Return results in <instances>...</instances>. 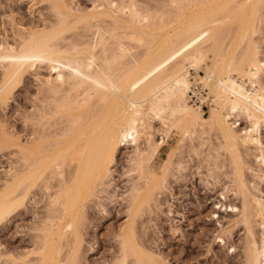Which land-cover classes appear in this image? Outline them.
<instances>
[{"label": "bare ground", "instance_id": "6f19581e", "mask_svg": "<svg viewBox=\"0 0 264 264\" xmlns=\"http://www.w3.org/2000/svg\"><path fill=\"white\" fill-rule=\"evenodd\" d=\"M40 1H50L58 19L49 25L46 23L48 26L41 29H35L34 25L18 27L13 12L17 3L3 5L13 12L11 16L4 10L12 18V40L15 41H8V35L4 34V37L0 32L1 39L3 37L0 40V103H6L15 84L27 73H32L40 80L42 93L48 96L51 104L48 111L41 110V119L45 120L42 121L47 124L49 118L64 115L70 119V124L68 122L67 128L61 132H50V126L46 130V124L42 123V130L35 129L36 132L26 141L7 134L0 138L1 145L17 147L19 157L18 166L8 173L9 177L0 187V223L14 212L24 210L26 201L36 194L33 192L35 188L43 184V188L50 191L55 188L50 180L57 176L62 178L60 187L58 185L59 188L48 195V206L51 207L48 208L53 213L40 220L38 230L42 233L36 236L38 245L36 243L37 248L33 251L36 258L30 262L23 261V258L22 261L25 264L77 263L87 204L97 197L99 191L105 192L112 186L118 153L121 147L132 146L135 151L128 160L135 164L133 170L139 173L125 197L127 220L117 232L121 253L119 264H166L160 250L156 251L158 247L151 245L156 239H150L151 242L148 239L149 244L145 245L141 241L144 237L139 238L143 236L140 231L138 233L139 219L142 220L148 211H155L153 208L158 205V198L167 189L168 177L173 175L176 182L186 178L188 166L182 161H177V166L173 164L179 147L170 152L164 162L154 165L165 142L164 137L160 141L153 140L156 136L153 137L152 119L159 118L164 134L177 130L180 135L178 146L187 138L192 139L200 127L204 128V133L208 132V127L216 131L221 145L218 147L226 152L231 169L226 173L231 178V190L233 195L240 197L242 206L227 204L228 187L226 191L222 190L215 202L218 210L212 217L221 232L215 242L226 246L228 240L223 234L232 235L231 229L242 222L246 229L244 264H264V188L261 187L264 182V56L260 48L261 35H264V0H174L177 15L169 22L172 29L162 20L149 23L151 16L142 13L135 2L123 10L119 4V8L116 6L118 0H98L100 4L95 5L96 11L83 16L79 8L74 10L70 6L69 0ZM114 5L116 10L110 13ZM116 11L129 16L122 19L123 22L126 19L135 21V27L129 26L132 28L127 33L133 41L143 44L150 38L148 43L152 45V38L156 41L155 37H159L153 48L149 45L144 56L137 57L120 73L115 69L117 61L131 50L120 43V53L111 54L105 27L98 23L100 16L113 18L115 22L114 18L118 16L112 13ZM71 17L73 19L68 22ZM86 20L97 27V38L93 35V42L80 43L83 45L80 47L71 44V48L58 42L69 37L64 35L73 32L75 27L78 29ZM117 20L121 21V18ZM126 24L121 25L128 27ZM157 31L165 33L157 34ZM202 64H205V76L198 73ZM44 66L49 73L38 78ZM192 69L197 71L195 75ZM192 78L196 84L202 85V90L207 88L213 96L209 118L203 116L201 105L189 102L191 91L196 95L201 91L193 88ZM202 95L198 98L203 101L205 95ZM232 116L245 118L248 127L241 128L242 124L233 122ZM142 138L146 147L142 146ZM242 147H254L259 152L256 153V170L248 166L257 178L254 183L246 177L247 162L242 154L247 151L242 152ZM110 197L111 201L115 199V191ZM224 211L237 212L240 218L225 226L219 213ZM176 213L170 208L166 215L171 220ZM66 246L70 250L64 256ZM229 248L232 253L237 251L235 244ZM2 256H5V264L20 259L10 251H5Z\"/></svg>", "mask_w": 264, "mask_h": 264}, {"label": "rangeland", "instance_id": "374dc122", "mask_svg": "<svg viewBox=\"0 0 264 264\" xmlns=\"http://www.w3.org/2000/svg\"><path fill=\"white\" fill-rule=\"evenodd\" d=\"M7 2L17 3L13 12H15L14 19H17V22L19 23H16L18 27H31V25L33 27L34 25L35 29H41L48 26L50 22L53 23L54 21H58L56 12L55 10H53L52 3L50 1L42 2L40 0H0V32L3 33V36L4 34H6V36L8 35V37H4H6L10 42L15 40H12L14 36V31L13 29H11L12 18H10L9 14H6V12H8L11 16H13L11 14L12 11H9V8L6 9ZM133 2H135L136 5L138 4L137 6H139V10L141 12L143 11L142 13H149L152 18H150L151 21L149 23L163 21V24L168 25L169 28L172 25H170V21H173L176 18L177 5H175L176 3H174V0H118L116 2V6L118 7L120 5L119 7H121V9H123V7H126L125 9H127V7H129ZM68 3H72V5L70 4V6L74 10H77L79 8L83 13V16H88L89 13L91 15L96 11L94 10V8L100 4V1L69 0ZM3 5L6 7L4 8ZM116 6H112V10H110L111 8H109L110 13L116 10ZM122 12L123 11H116L115 13H112L113 16H118V18H114L115 22L113 21V18L111 19L109 17H106L105 19V17L102 18L101 16L99 17L98 21L99 25L103 26L102 28L105 27V38L109 39L107 40V47L108 49H110L109 51L111 54L116 53L115 55H117V52L118 54L120 53V43H122L124 46L126 45L125 47L131 50L129 54L125 55L117 61V64L115 66V69H118V71H116L117 73H120V71L123 70V67L131 65V63L134 62L137 57L139 58L144 56L146 51L149 50L148 48L150 43L148 42H150L151 40L149 38L148 42L146 40L145 43L139 44L130 39L127 33H130L131 28L135 27V21L131 22V19H129L131 22L130 23L129 20L126 19L123 22L122 19H125V17L128 18L129 16L127 17V15ZM120 18L122 22L120 20H117ZM72 19L73 17L69 18L68 22H71L70 20ZM86 21L83 22L84 24H81L82 27L81 25H79L80 27H78V29L77 27H75L73 29V32L69 31L68 33H66V35H64V37H69H66V39H60L58 42L62 46L65 45V47L67 48H71L72 45L80 47L85 45L86 43H89V41L93 42L97 38V27H93L91 25V22ZM126 22L129 23L126 24ZM85 23H87V25ZM119 23H124L126 24V26L128 25V27H125ZM129 26L132 27L130 28ZM172 26L170 29H172ZM126 30L129 31L127 32ZM156 33L163 34L165 33V31H157ZM153 38L151 43L153 42L155 44L157 42V38L159 37H155L156 41ZM0 40H3V37L2 39L0 37ZM80 43L83 45H81ZM153 43L152 45H150V48L154 47ZM260 48L264 56V35H261ZM99 49H101V47H99ZM97 51L100 53V50L97 49ZM48 71L49 70L45 66L42 67L39 71L40 76L38 75V78L47 76V74L49 73ZM191 71L194 73V75L197 72L195 69H192ZM198 73L200 76H205V64L201 65ZM36 77L37 76H35V74L33 75L32 73H27L19 83L15 84L12 94L9 95V99H7V102H4L3 104L0 103V138L2 135L7 134V136L9 137L10 135L12 138L20 137L21 140L23 139V141H26L33 132H36L35 129L38 128L37 130L40 131L44 127L43 125V127L41 128L42 123H45L43 122L45 120L41 119V116L43 115L42 111H48L51 104L48 102V96L45 93V95L42 93L44 90L42 89L40 80ZM193 78L192 80L194 82ZM193 88L195 90L201 89L202 85H198L196 84V82H194ZM62 93H65V91ZM202 94H204L205 96ZM201 95L205 97L203 101L198 98ZM45 96H47V98ZM211 96L212 94H209V90L207 88H203V90L201 89L200 93L197 95L193 91H191L189 93V102L190 104H195L196 106L201 105L203 116L209 118L211 113L210 107H212L213 105V96ZM51 99L50 102L52 101ZM51 108H53V106ZM63 116L64 115H57L49 118L48 123H45L47 127L45 125L44 128L47 130L48 126H50V130L48 129V131L50 132H52L53 130L54 132H61V130L66 129L68 126V122L70 124V119H67V116ZM231 118L233 122L241 123V128H246L249 125V122L246 121V119L242 116H232ZM152 124L155 127L153 137L156 136L153 140L160 141L162 140V137L165 138L164 145L161 149L162 155L160 153V155L156 157L154 165H156L158 162H164L166 158L168 159V154L170 152H173L174 149L177 150L179 147V149L175 151L176 155L174 154L175 157H173V164L174 166H177V161H182L188 166V171L187 177L178 180V182H176V178L172 177L173 175H170L171 177H168L167 189L158 198V205L154 206L153 208V210L155 211H148L143 215L142 220L139 219L141 224H139L138 233L140 231V235H143L139 238L141 239L142 237H144V239H141V241H143L145 245L147 244L148 239H156L155 242L157 245H155L154 240L152 241V244H150L155 247L157 246V250L155 249V247H151V245L147 246H150L158 252L160 250V254L162 255V258L166 262V264H244L243 251L246 238V229L242 222H239L234 228L231 229L232 235H230V233L223 234L228 240L226 246L216 244L215 242V237L218 234H221V232L219 226L216 224V220L212 217L213 212L218 210L215 207V202L218 199V196L220 197V193L222 192V190L226 191L228 189L226 191L228 196L227 204L237 205L238 207L242 206L240 197L233 195V191L231 190V188H233L232 185L229 184L231 178L228 174H226L229 173L231 169H229L228 167L226 152L223 148L218 147L221 145L219 142V137L216 135V131L209 130V127L207 126L208 132L204 133V128L200 127L197 134L194 135L192 139L187 138L186 141L178 146L180 135L178 134L177 130H171L169 133H165V135L163 133L165 132V129H163L164 127L162 126L159 118L152 119ZM207 127L205 126V129H207ZM262 130L264 136V126ZM145 138L146 137H144V139ZM144 139L142 138L141 140L142 146L146 147ZM0 146L1 187L5 178L8 176V173H10V171L12 172V170L18 166L17 162L19 157L16 151L17 147H8L6 145H1V143ZM134 151L135 149L132 146L121 147V150L119 151L117 156L116 166L114 167L112 186L108 187L107 191L105 192L99 191L97 197L88 202L85 217L82 222L83 242L76 264H119V257L121 253L117 232L122 228L127 220V203H125V197H127L128 189L130 188V185H132V182L136 181L139 173L137 170H133L135 168V164L130 163L128 160ZM241 151H247L248 153L242 154L245 162H247V167L245 166L246 177L248 181L250 180L249 182L252 181L251 183H254L257 181V178L254 173L248 170V166H253L252 168L256 170L257 163L255 162V159L256 153L258 154L259 152L254 147H242ZM222 161H224L225 166L222 165ZM217 165L220 167V169H218V167L215 168ZM173 173H176V171ZM60 178L57 176L55 177V179L50 180L51 186H55L56 188L59 184H61L59 183ZM211 183H216L217 185H215L217 187L214 184V186L212 187ZM263 183L261 184L262 188H264ZM226 187L228 188L226 189ZM55 188L52 187V189L49 191L43 188V184H41L37 189L35 188V191H33L34 193H36L35 195H33L36 196V198L32 196V200L29 199V201H26L28 203H26V205L24 206V210H21L17 213L14 212L7 217L6 221L0 223V264H5V256H2L5 251H10V253L16 256L23 254L22 256L20 255L22 258L18 256L21 260L19 259L16 261V263L14 262L13 264H23V261L30 262L36 258V254H34L33 252L35 247L37 248L36 243L38 241L36 242V236L42 233L39 232L38 227L41 224V218L44 219L45 215L49 216L51 213H53V211L49 209L51 207L48 206V195L49 193L55 192ZM114 191L116 193V197L115 199H113L114 201H111L110 194ZM39 200L41 202H39ZM170 208L174 210V213L177 212L176 214H174L175 217L174 215L173 217L171 216L173 219H171L172 221L166 215ZM48 209L50 211H48ZM48 213L50 214L47 215ZM219 213L222 214L224 218H222L221 220H223L225 226H228L230 224L229 222L233 223L240 218V216L237 215V212L224 211L223 213ZM141 226H143L145 229ZM201 234H204V237H202ZM200 238H203V240H200ZM145 239L146 242H144ZM232 244H235L237 248V251L233 253L232 248H229V246ZM194 246L196 247L195 249ZM69 250L70 248L66 246L63 250V255L65 256V252H68ZM128 264L133 263L129 262Z\"/></svg>", "mask_w": 264, "mask_h": 264}]
</instances>
